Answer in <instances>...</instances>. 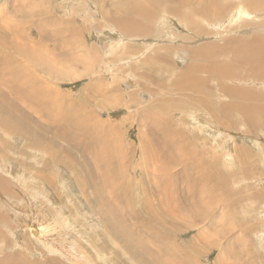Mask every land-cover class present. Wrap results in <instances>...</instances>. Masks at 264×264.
Listing matches in <instances>:
<instances>
[{
	"label": "rangeland",
	"instance_id": "374dc122",
	"mask_svg": "<svg viewBox=\"0 0 264 264\" xmlns=\"http://www.w3.org/2000/svg\"><path fill=\"white\" fill-rule=\"evenodd\" d=\"M251 1L0 0V264H178L131 252L149 213L186 264H264V62L233 54L264 42Z\"/></svg>",
	"mask_w": 264,
	"mask_h": 264
},
{
	"label": "bare ground",
	"instance_id": "6f19581e",
	"mask_svg": "<svg viewBox=\"0 0 264 264\" xmlns=\"http://www.w3.org/2000/svg\"><path fill=\"white\" fill-rule=\"evenodd\" d=\"M154 1H156V0H154ZM247 1V0H246ZM257 0H252L251 1V4H257ZM143 6H145V4H140V5H138V8L136 9L137 11L139 10L140 12H145V9H144V7ZM149 11V10H148ZM139 12V13H140ZM152 12V11H151ZM148 13V12H147ZM144 14V13H143ZM146 14V13H145ZM155 15V12L153 11V16ZM132 16H134V15H132ZM143 16V15H142ZM147 16V15H146ZM128 17V16H127ZM127 17H125L126 19H127ZM216 20V19H215ZM214 20V21H215ZM124 31V30H123ZM237 40H238V38H236ZM238 42V41H237ZM241 43V42H240ZM4 53H5V51H4ZM255 53H257V55L255 54ZM234 55H236V56H238V58H240L241 59V61L243 62V59L242 58H244V60H255V61H259V62H261V63H263L264 62V42L263 41H258V39H256V38H253L249 43H247V44H244L243 46L242 45H238V46H236L235 47V49H234V53H233ZM254 55V56H253ZM2 57V56H1ZM237 58V59H238ZM36 65H37V63H35ZM184 70H185V68H184ZM228 76H229V74H228ZM234 77V76H233ZM232 77V78H233ZM222 78V77H221ZM221 83H224V81H221V80H219ZM230 81V80H229ZM192 85V84H191ZM197 85V84H196ZM195 86V85H194ZM228 88H230V87H228ZM8 89V88H7ZM204 91V90H203ZM230 93H235V94H237L238 96H242V95H240L241 93H240V91H238L237 89L236 90H234L233 88H231V90L229 91ZM240 93V94H239ZM245 94V93H244ZM243 94V95H244ZM250 99V98H249ZM245 105H243L242 106V108H245L244 107ZM231 111H232V109H231ZM263 112V111H262ZM13 113V112H12ZM227 113V112H226ZM240 113V112H239ZM41 114V113H40ZM60 115V114H59ZM47 116V115H46ZM230 118V117H229ZM0 119H1V126H3L4 127V125L5 124H7L8 123V121H10V119H8V118H6L5 119V117L3 116V110L2 109H0ZM63 119V118H62ZM39 123H40V121H39ZM260 125V124H259ZM210 126V125H209ZM258 126V125H257ZM68 127L69 126H64V129L63 130H65L66 132H67V129H68ZM73 127V126H72ZM59 128V127H58ZM63 128V127H62ZM69 131V130H68ZM72 133V132H71ZM83 133V132H82ZM72 135L73 134H70L69 133V137H72ZM58 137H59V135H57ZM94 139H95V137H94ZM82 143H83V145L81 146V153L80 154H82V157H84V155H85V153L84 152H86V145H87V140L86 141H82ZM76 147L79 149V147H78V145L76 144ZM75 147V148H76ZM88 147V146H87ZM172 152V151H171ZM96 154H98V152L96 153ZM50 161H53L54 163H60V162H62L59 158H56V157H54L53 156V159H51ZM206 173H203L202 172V178H209V176L211 175L212 177H213V179H214V177H215V175H214V173H207L206 175H205ZM116 176V175H115ZM204 180V179H203ZM215 180V179H214ZM220 178H219V182H220ZM222 181V180H221ZM223 182V181H222ZM93 182L91 181V184H92ZM171 184V183H170ZM216 184H218V183H216ZM221 187H222V184H221ZM223 188V187H222ZM116 195H117V197H120V194H118V193H115ZM112 195H113V193H112ZM113 201H116V196H115V200H113ZM106 202V201H105ZM112 202V201H111ZM111 202H109L108 203V206H110L109 204L111 203ZM155 203V202H154ZM163 203V202H162ZM158 204H160V203H158ZM162 205V207H163V204H161ZM121 206V205H120ZM109 208V207H108ZM158 208V207H157ZM156 208V209H157ZM161 208V207H160ZM159 210V209H158ZM166 210V209H165ZM151 211V210H150ZM144 212V211H143ZM153 213V212H152ZM103 214H107V215H109V213H108V211L106 210V209H104V211H103ZM116 213H114V214H112V215H114V216H116L115 215ZM130 214L132 215V217L131 218H136L137 220L136 221H138V219L140 218V214L138 213V211L137 212H130ZM169 215V214H168ZM139 217V218H138ZM162 217L163 216H161L160 218H155V214H151V213H149V216H146L145 218H143V220H141L140 219V222L138 221V223L137 224H135V228H136V231H137V235H136V237L135 238H133L132 236H131V234H130V232H128V231H126V234H125V238L127 239V240H131V252L133 253V254H135L136 256H139V255H143L146 259H148V260H151L152 258H156L157 256H161V254L159 255V253L158 254H153V252L151 251V250H149V249H151V247L150 248H148V247H146L145 245H144V243H141V240H146L147 242H150V243H153V244H157L158 246L159 245H164L165 246V250L167 251V249L168 248H170V247H172V252L173 253H175V255H176V257H174V261L176 260L177 262H178V264H186L187 262H186V257H179V256H177L178 254H179V252H181L180 251V249H177V248H175L174 247V245H173V243H171V242H167L166 240V238H167V235L169 236V234H168V230H166V228L164 227V222H165V219H162ZM162 219V220H161ZM110 220H112L110 217H106L105 218V221H107V223L108 224H110ZM122 220H118V223H120V226L123 224L122 222H121ZM107 224V225H108ZM115 224V223H114ZM111 226V225H110ZM120 226H116L114 229H116V230H118V228L120 227ZM38 228H39V230H38ZM110 228V227H109ZM29 231H30V234L31 235H33V236H38L41 232H42V230H41V228L38 226V225H34L33 227L32 226H30L29 228ZM114 229H109L110 230V232L113 234V232H114ZM172 231V230H171ZM172 235V234H171ZM39 237V236H38ZM36 238V237H35ZM169 238V237H168ZM169 241H170V239H169ZM144 242V241H143ZM157 246H155V248H156ZM178 247V246H177ZM142 248V249H141ZM167 248V249H166ZM145 249H147L145 252L147 253V252H149L150 254L148 255V254H144V252L142 251V250H145ZM166 253V252H165ZM185 253V255L187 254V251H185L184 252ZM169 254V253H168ZM183 255V254H182ZM13 256V255H12ZM18 256V255H17ZM173 256V255H172ZM171 256V257H172ZM29 261H31V260H29ZM28 260H27V262L25 261V259H24V257L21 255V256H19L18 258L15 256V257H13V258H11V259H9L8 260V262H7V264H41L39 261H31V262H29ZM168 263H169V260H168ZM144 264H146V263H144ZM151 264H165L164 262H159V263H156V262H154V261H152L151 262Z\"/></svg>",
	"mask_w": 264,
	"mask_h": 264
}]
</instances>
